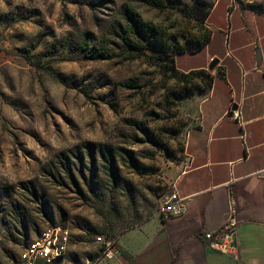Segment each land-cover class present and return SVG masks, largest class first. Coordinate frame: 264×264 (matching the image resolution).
Listing matches in <instances>:
<instances>
[{
    "label": "rangeland",
    "instance_id": "obj_1",
    "mask_svg": "<svg viewBox=\"0 0 264 264\" xmlns=\"http://www.w3.org/2000/svg\"><path fill=\"white\" fill-rule=\"evenodd\" d=\"M230 1L227 9V0H162L160 8L135 0H0V263L51 227L70 236L59 264L93 263L97 237L111 241L118 256L127 231L162 220L197 114L176 99L186 87L171 78L162 54L144 43L129 51L116 40L118 11L134 7L165 33L170 49H193L211 32L216 42L228 32L264 35L257 14L264 0ZM215 4L210 20L204 15ZM234 7L245 23L237 15L228 20ZM91 48L104 57H91ZM200 58L180 54L175 66L185 70ZM207 74L196 72L190 94L204 90ZM96 145L117 156L111 179ZM79 149L81 167L73 163ZM69 169L81 170L78 188L66 178Z\"/></svg>",
    "mask_w": 264,
    "mask_h": 264
},
{
    "label": "crops",
    "instance_id": "obj_2",
    "mask_svg": "<svg viewBox=\"0 0 264 264\" xmlns=\"http://www.w3.org/2000/svg\"><path fill=\"white\" fill-rule=\"evenodd\" d=\"M226 15L245 23L237 7ZM195 54L198 63L178 70L215 67L212 87L181 101L197 114L185 135V162L172 182V195L187 209L127 231L119 255L103 264H264V35L228 32L216 42L211 32ZM231 216L238 222L236 257L212 251L204 240Z\"/></svg>",
    "mask_w": 264,
    "mask_h": 264
},
{
    "label": "trees",
    "instance_id": "obj_3",
    "mask_svg": "<svg viewBox=\"0 0 264 264\" xmlns=\"http://www.w3.org/2000/svg\"><path fill=\"white\" fill-rule=\"evenodd\" d=\"M141 3H144L145 5H148L153 8H160L162 0H135ZM169 2L173 0H167ZM241 9V8H240ZM254 12V11H253ZM257 14H264V10L257 11ZM210 13L206 12L205 17H209ZM118 17L121 21V24L118 26V31L115 32V38L118 40L126 49L129 51H132L136 49V46L138 43H144L149 49H151L154 52H157L159 54H162L164 59H166L165 67L167 71L170 73V76L172 79H174L176 82L181 83L186 89L183 91L184 93L182 95L177 96V100L179 102L191 97L194 93L190 94V87L195 85L194 79H196V72L200 73L205 70H192L188 71L186 73L179 71L175 66V57L180 54L185 53H195L199 50H201L210 40L211 34L206 33L201 38L196 40L195 48L188 49L183 46L170 49L169 45L166 44L163 41V38L165 33L158 28L157 26H154L150 23H147L143 21L136 9L132 6H123L118 11ZM91 57H98V55H102L104 57L103 53H98V50L96 48H91L90 50H87L86 52ZM210 65L213 66V69H208L207 72V78L208 81L206 82V87L203 91H198L195 93H206L213 85L214 82V76L212 75V71L214 70L215 62H212ZM96 148L98 149V155H100L99 161L103 163V165H106V172L109 176V179L114 177V169L117 167L116 157H114L110 151L109 148H105L100 145H96ZM95 149L92 150V152H89V158L88 161L91 163V167L89 169V178L91 182L93 181L96 171L94 169V164L97 162V158L94 157L95 155ZM85 162V158L81 155V149L73 156V163L78 164L79 167H81V164ZM88 163V164H89ZM93 163V164H92ZM104 165V167H105ZM105 175V174H104ZM78 177L81 178V170L79 171H72L67 170L66 178L69 180V182L73 185H75L77 188L79 185L77 184ZM111 177V178H110ZM85 177L83 176V179ZM15 235L23 233L25 231L21 229H13ZM27 237V234L24 235ZM10 239L13 243H17V239L15 236L10 234Z\"/></svg>",
    "mask_w": 264,
    "mask_h": 264
},
{
    "label": "built area",
    "instance_id": "obj_4",
    "mask_svg": "<svg viewBox=\"0 0 264 264\" xmlns=\"http://www.w3.org/2000/svg\"><path fill=\"white\" fill-rule=\"evenodd\" d=\"M232 115L238 119L236 112ZM186 209L183 199L172 195L162 202L159 215L162 220H169L182 216ZM237 237L238 222L234 216H231L220 229L204 234V240L212 251L231 257L237 255ZM96 240L101 246V251L96 261L87 264L113 260L118 251L112 242L102 237H97ZM70 244V236L66 228L51 227L0 264H59L69 254Z\"/></svg>",
    "mask_w": 264,
    "mask_h": 264
},
{
    "label": "water",
    "instance_id": "obj_5",
    "mask_svg": "<svg viewBox=\"0 0 264 264\" xmlns=\"http://www.w3.org/2000/svg\"><path fill=\"white\" fill-rule=\"evenodd\" d=\"M209 69H210V70H212V69H213V66H212V65H210V66H209Z\"/></svg>",
    "mask_w": 264,
    "mask_h": 264
}]
</instances>
